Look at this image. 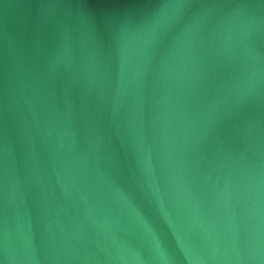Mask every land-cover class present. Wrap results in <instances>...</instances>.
Returning <instances> with one entry per match:
<instances>
[{
  "label": "water",
  "instance_id": "95a60500",
  "mask_svg": "<svg viewBox=\"0 0 264 264\" xmlns=\"http://www.w3.org/2000/svg\"><path fill=\"white\" fill-rule=\"evenodd\" d=\"M0 264H264V0H0Z\"/></svg>",
  "mask_w": 264,
  "mask_h": 264
}]
</instances>
